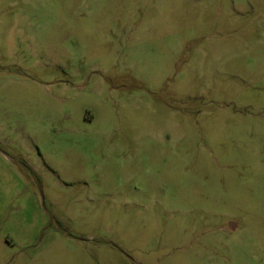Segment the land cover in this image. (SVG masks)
<instances>
[{"label":"rangeland","instance_id":"374dc122","mask_svg":"<svg viewBox=\"0 0 264 264\" xmlns=\"http://www.w3.org/2000/svg\"><path fill=\"white\" fill-rule=\"evenodd\" d=\"M0 264H264V0H0Z\"/></svg>","mask_w":264,"mask_h":264},{"label":"trees","instance_id":"16d2710c","mask_svg":"<svg viewBox=\"0 0 264 264\" xmlns=\"http://www.w3.org/2000/svg\"><path fill=\"white\" fill-rule=\"evenodd\" d=\"M25 164H26V166H28V168H30V166L27 163H25Z\"/></svg>","mask_w":264,"mask_h":264},{"label":"water","instance_id":"95a60500","mask_svg":"<svg viewBox=\"0 0 264 264\" xmlns=\"http://www.w3.org/2000/svg\"><path fill=\"white\" fill-rule=\"evenodd\" d=\"M233 225V224H232Z\"/></svg>","mask_w":264,"mask_h":264}]
</instances>
